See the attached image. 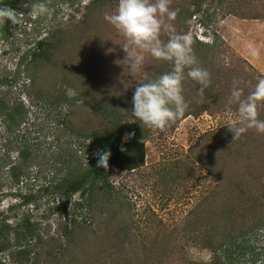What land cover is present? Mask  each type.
Instances as JSON below:
<instances>
[{"label":"rangeland","instance_id":"rangeland-1","mask_svg":"<svg viewBox=\"0 0 264 264\" xmlns=\"http://www.w3.org/2000/svg\"><path fill=\"white\" fill-rule=\"evenodd\" d=\"M12 1L15 23L0 20V98L8 105L19 101L25 105L26 120L17 128L16 134L20 139L28 140L33 150L19 181H13L7 171L11 160L7 159L3 165L1 159L6 152L14 158L18 146L6 147V134L0 128V191L6 193L0 198V212L12 224L29 218L39 224L44 234L55 238L50 248L57 249L48 264H80L79 257L87 261L91 254L81 253L79 247L58 248L59 224L64 225V220H58L53 210L57 204L53 186L64 172L66 174L67 167L76 164L86 167L96 152L73 154L78 149L77 141L62 128L61 119L72 114L76 124L84 120L99 123L103 114L97 117L91 112V106L100 107L107 95L112 99L115 95L128 94L135 81L145 80L146 70L156 62L163 63L162 74L170 72L173 64L145 53L143 66L136 72L129 71L127 64L123 63L126 54L120 46L125 38L104 19L105 13L111 14L118 3L112 9H101L94 14L95 20L85 25L81 21L91 0L64 3L44 0L49 11L41 16L29 15L31 5L40 0ZM170 2L175 9L182 0ZM188 9L197 14L185 22V33L179 31L173 21L171 24L176 33L191 35L193 51L201 31L211 47L209 55H214L222 73L226 65H241L238 59L242 58L264 76V0H202L198 6L191 5ZM38 17L39 24L35 22ZM58 28L63 29L62 41L57 44L59 48L50 60L30 74L35 80L34 86L27 87L26 70L13 81L21 55L31 49L37 39L48 37ZM166 33V30L161 31V41L166 38ZM66 65L68 69L64 67ZM76 70L81 76L75 75ZM92 77L94 81H90ZM98 80L103 81L99 84ZM119 86L127 91L115 92L114 88L111 91V87L119 89ZM103 87L110 89L102 94L98 90ZM207 105L210 108L207 112L175 121V128L171 125L165 129L152 128L144 146V164L131 171L114 168L110 175L113 187L110 195L103 197L104 194H100L101 202L91 211L79 209L71 212L78 221L91 225L88 234L97 237L99 262L104 263L103 253L108 247L106 244L104 248L102 243L109 230L108 223L114 224V230H120L123 241L115 240L112 246L115 260L112 263L108 260L106 264H129V261L131 264H145L146 249L142 239L152 244H147L146 248H153L155 236H158L156 241H160L165 233H172V237L171 242L162 248L168 253L162 254L160 264L210 261L211 252L193 246L196 234L186 222L192 221L187 218L190 211L209 195L215 184L190 158V151L205 133L238 120L234 112L215 110L213 101ZM133 121V116L122 120L129 126ZM131 136L130 132L127 133L124 141ZM69 154L75 158L71 159ZM78 198L76 195L74 200ZM245 241V245L232 250L234 264H264V227L249 234ZM42 250L41 259H44L45 250ZM4 263L16 264L12 260Z\"/></svg>","mask_w":264,"mask_h":264},{"label":"trees","instance_id":"trees-1","mask_svg":"<svg viewBox=\"0 0 264 264\" xmlns=\"http://www.w3.org/2000/svg\"><path fill=\"white\" fill-rule=\"evenodd\" d=\"M60 1L64 3L73 0ZM201 1L182 0V3L175 7L177 16L173 24L179 31L185 33V22L197 14L196 12L191 13L188 8L191 5L198 6ZM117 3L118 0H91L86 6L87 13L83 16L81 24L86 25L94 21L95 13L101 9H112ZM169 4L171 5V2ZM0 6L14 10V1L0 0ZM170 8L172 9V5ZM35 22L39 24L40 17ZM61 28L53 30L48 37L37 39L33 47L21 55L18 70L13 73V81L16 80V76L26 70L27 87L34 86L35 80L30 74L49 61L54 51L59 48L57 44L63 38ZM169 35L167 31L166 38L162 42H166ZM209 48L211 47L208 44L196 40L193 53L198 66L209 72V83L203 89L201 96L198 95L201 85L185 77L182 82V95L188 107L184 114L175 121L207 112L210 109L207 105L209 101H213V108L217 111L236 113V106L227 103L233 81L239 82L238 86L244 88L246 95L254 88L257 78L263 76L246 59L242 58L238 59L241 65H226L223 69L225 72L222 73L214 55H209ZM165 62L172 64L171 61ZM162 66L163 63L158 64L157 62L152 65L146 70L145 80L159 77L162 74ZM64 67L68 69L67 65ZM75 75L81 76L79 70L75 71ZM94 79L92 77L90 81ZM98 81L100 84L103 80ZM141 81L144 80L135 81L128 94L115 95L112 99L107 95L100 103V107L91 106V112L97 117L103 114L99 123L84 120L76 124L72 114H66L61 119L62 128L77 141L78 149L73 154L75 152L97 153L102 149L111 151L107 169L97 167L98 157L96 155L86 167L79 164L67 167L66 174L64 172L53 186V193L57 198V204L53 210L58 220H64V225L62 222L59 224L58 248L68 250L67 247H79L82 250L81 253L91 254L87 257V261L80 260L79 257L80 264H96L97 262L106 264L108 260L112 263L115 260L112 246L116 239L123 241V237L119 236L120 230H114V224L108 223L109 230L105 232L106 239H102L103 247L105 248L106 244L108 247L103 253L104 263L99 262L98 243L95 240L97 237L94 234L92 236L88 234L89 230L91 231V225L78 221L75 215H71V212L79 209L91 211L95 204L101 202L100 194H104L103 197L110 195L113 189L110 175L114 168L120 171H131L144 164V146L152 128L140 125L131 113L133 92L137 83ZM113 88L115 92L127 91V88L122 86H119V89L111 87V91ZM108 89L110 87H103L98 91L104 94L108 92ZM26 113L25 105L21 101L8 105L0 98V128L6 134L4 145L6 147L12 144L18 146L14 158L6 152L1 162L5 165L7 159L11 160L7 171L10 179L15 182L19 181L21 172L25 170L33 150L28 140H22L16 134L17 128L26 120ZM130 116L134 117L133 123L130 126L123 124L122 120ZM258 118L264 119V101L258 104ZM175 121L170 124L172 128L176 127ZM129 132L132 136L124 141V136ZM71 155L69 154L71 159L75 158ZM190 158L207 172L215 185L209 190V195L190 211L187 218L192 221L186 222V225L189 224V227L194 230L193 233L196 234L192 241L193 246L211 252L212 257L209 262L192 260L187 264H234L231 260L232 250L245 245L249 234L264 227V134L249 130L234 141L233 134L226 125L202 135L191 148ZM5 194L4 191H0V198ZM76 195L79 196L78 200H74ZM171 237L172 233H165L160 241H156L158 238L156 235L153 239V248H146L147 244L151 243L147 239H142L144 250L146 249L145 264H160L162 254L168 253L167 249L162 250V248L171 242ZM98 239L101 240V237ZM54 241H56L54 237L44 234L39 224L33 223L29 218L19 219L12 224L8 222L4 213L0 212V256L3 257H0V264H5L6 260H12L16 264H48L53 251L57 249L56 247L50 248V244ZM42 248L45 250L44 259H41ZM107 256L109 259H105ZM77 259L74 261L77 262ZM129 264H131L130 261Z\"/></svg>","mask_w":264,"mask_h":264},{"label":"clouds","instance_id":"clouds-1","mask_svg":"<svg viewBox=\"0 0 264 264\" xmlns=\"http://www.w3.org/2000/svg\"><path fill=\"white\" fill-rule=\"evenodd\" d=\"M169 3L170 0H118L116 9L104 15L125 38L120 46L126 54L123 63L129 71L136 72L143 66L145 53L173 64L170 72L138 82L133 92L132 115L140 125L155 129L167 128L186 111L188 104L182 95L185 77L201 85L198 92L201 96L210 77L209 72L197 64L191 35L174 31L171 21L176 19L177 10L171 9ZM48 11L44 0H40L31 5L29 15L41 16ZM13 13L8 7H0V20L15 23ZM162 30L170 33L166 42L159 39ZM238 85L234 80L227 100L229 105L236 106L238 122L227 125L234 141L249 130L264 134V119L258 118V104L264 101V76L257 78L254 88L246 95L244 88ZM96 155L97 167L107 169L111 151L102 149Z\"/></svg>","mask_w":264,"mask_h":264},{"label":"built area","instance_id":"built-area-1","mask_svg":"<svg viewBox=\"0 0 264 264\" xmlns=\"http://www.w3.org/2000/svg\"><path fill=\"white\" fill-rule=\"evenodd\" d=\"M196 16V15H195ZM194 16V17H195ZM199 31H200V29H199ZM197 38H198V40L199 41H201V42H205L206 41V36L200 31V33H199V35H197Z\"/></svg>","mask_w":264,"mask_h":264}]
</instances>
